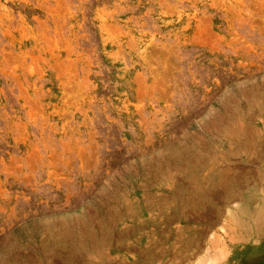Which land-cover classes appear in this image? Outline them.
Wrapping results in <instances>:
<instances>
[{
	"label": "rangeland",
	"instance_id": "1",
	"mask_svg": "<svg viewBox=\"0 0 264 264\" xmlns=\"http://www.w3.org/2000/svg\"><path fill=\"white\" fill-rule=\"evenodd\" d=\"M0 264H264V0H0Z\"/></svg>",
	"mask_w": 264,
	"mask_h": 264
},
{
	"label": "bare ground",
	"instance_id": "2",
	"mask_svg": "<svg viewBox=\"0 0 264 264\" xmlns=\"http://www.w3.org/2000/svg\"><path fill=\"white\" fill-rule=\"evenodd\" d=\"M245 208V207H244ZM256 211V210H255ZM245 212H247V210H245ZM254 213V212H253ZM252 215H254V214H252ZM248 219V218H247ZM250 219V218H249ZM250 220H252V219H250Z\"/></svg>",
	"mask_w": 264,
	"mask_h": 264
}]
</instances>
